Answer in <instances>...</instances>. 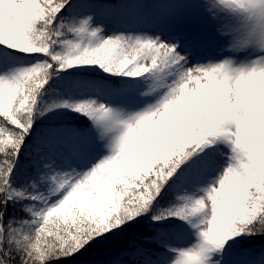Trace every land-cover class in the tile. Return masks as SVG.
I'll return each mask as SVG.
<instances>
[{
  "label": "snow or ice",
  "instance_id": "1",
  "mask_svg": "<svg viewBox=\"0 0 264 264\" xmlns=\"http://www.w3.org/2000/svg\"><path fill=\"white\" fill-rule=\"evenodd\" d=\"M84 71L94 94L45 101ZM56 109L90 123L40 127ZM257 237L264 0H0V264H227Z\"/></svg>",
  "mask_w": 264,
  "mask_h": 264
},
{
  "label": "rangeland",
  "instance_id": "2",
  "mask_svg": "<svg viewBox=\"0 0 264 264\" xmlns=\"http://www.w3.org/2000/svg\"><path fill=\"white\" fill-rule=\"evenodd\" d=\"M106 2H109V0H99L100 6H103ZM110 2L119 6L121 0H110ZM127 7L129 10L123 14L122 18L119 21L113 20L109 22L108 25L109 30L132 29L140 25L141 21L139 17L130 10L131 4L128 3ZM91 78H99V76L83 74V73H75L73 76H70L65 81L61 82L58 85V90L50 91L49 93H47V97H45V101L47 103H51L54 100L75 99L81 96L92 95L94 93L90 90L87 84V81ZM64 111L73 112L70 109H64ZM81 118L84 121L83 124H77V125H84L90 123V121H87L86 117L82 116ZM65 123H73V122H65ZM49 125L52 124H48L46 126ZM55 125H59V124H55ZM30 152H31V145L29 149L25 151V155L22 157L20 161L19 164L20 175H23L27 171L31 170L32 156L29 154ZM192 231L194 232L195 230ZM195 240H196V236L193 235L192 242L194 243ZM242 248L247 249V251H243ZM170 255L174 256L175 253H171ZM261 255H264V240H258L247 244L243 241L242 245L236 246V248L229 254V256L227 257V264H256V262L259 260Z\"/></svg>",
  "mask_w": 264,
  "mask_h": 264
},
{
  "label": "trees",
  "instance_id": "3",
  "mask_svg": "<svg viewBox=\"0 0 264 264\" xmlns=\"http://www.w3.org/2000/svg\"><path fill=\"white\" fill-rule=\"evenodd\" d=\"M78 73H83V74H90V75H95V76H99L101 77L102 73L100 72H93V71H84V72H78ZM47 97V94L46 96ZM50 102V101H48ZM79 116L78 113H74V112H66L64 111V109H56L53 112L49 113L47 118L43 119L42 123L40 124V127L46 126L48 124H60V123H65V122H73L76 124H83V119L81 118L82 116H79V119H76ZM258 240H264V237H257V238H248L246 240H244V242L247 243H251L254 241H258ZM95 253H92L89 256H85L82 259L85 260H90L92 258H94ZM98 259H100L101 261L107 260L108 258V254L107 253H100L98 254Z\"/></svg>",
  "mask_w": 264,
  "mask_h": 264
}]
</instances>
